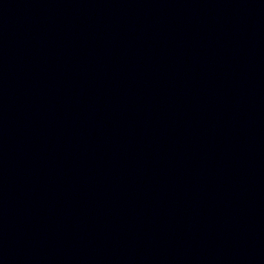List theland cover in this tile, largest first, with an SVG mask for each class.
Listing matches in <instances>:
<instances>
[{
	"label": "water",
	"instance_id": "95a60500",
	"mask_svg": "<svg viewBox=\"0 0 264 264\" xmlns=\"http://www.w3.org/2000/svg\"><path fill=\"white\" fill-rule=\"evenodd\" d=\"M0 264H264V0H0Z\"/></svg>",
	"mask_w": 264,
	"mask_h": 264
}]
</instances>
